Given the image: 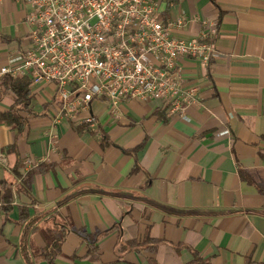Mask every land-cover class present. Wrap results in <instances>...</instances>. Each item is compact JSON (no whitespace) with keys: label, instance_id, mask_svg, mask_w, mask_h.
Segmentation results:
<instances>
[{"label":"crops","instance_id":"obj_1","mask_svg":"<svg viewBox=\"0 0 264 264\" xmlns=\"http://www.w3.org/2000/svg\"><path fill=\"white\" fill-rule=\"evenodd\" d=\"M28 11L0 0V66L29 48ZM159 15L182 17L169 30L182 39L216 23L208 66L178 64L199 104L168 117L162 100L114 114L94 99V126L55 124L54 85L30 82L26 125L0 120V264H49L41 249L60 223L55 264L264 263V0H161ZM22 207L36 218L27 231Z\"/></svg>","mask_w":264,"mask_h":264},{"label":"built area","instance_id":"obj_2","mask_svg":"<svg viewBox=\"0 0 264 264\" xmlns=\"http://www.w3.org/2000/svg\"><path fill=\"white\" fill-rule=\"evenodd\" d=\"M16 1L29 6L30 46L18 62L0 66V78L28 75L32 85L52 83L53 123L66 118L94 126V99L107 100L114 114L124 100H162L168 117L199 104V87L183 83L178 64L188 57L208 66L214 21H203L197 36L182 39L169 31L183 24L182 17L163 23L161 0Z\"/></svg>","mask_w":264,"mask_h":264},{"label":"trees","instance_id":"obj_3","mask_svg":"<svg viewBox=\"0 0 264 264\" xmlns=\"http://www.w3.org/2000/svg\"><path fill=\"white\" fill-rule=\"evenodd\" d=\"M30 82L31 78L28 75H4L0 78V102L4 103L7 108L6 110L0 112V120L5 122L7 125L21 130L27 123V116L24 114H29L31 112V95H30ZM30 175L23 176L24 184L29 181ZM8 209V206H5ZM33 218V217H32ZM29 218L27 210L22 207L19 213L20 222H24V230L27 231L32 228L35 223L36 218ZM66 227L64 224L60 223L58 228L52 230L50 242L41 249V253L44 255L45 259H48L49 264H55L53 258L60 254V246L64 237ZM97 238H93L90 241L89 248L95 250L96 245L94 242ZM91 240V238H90ZM146 247H152L155 245H150L154 243L151 238L145 239ZM174 251H178L179 245H169ZM193 253H196L192 250ZM192 264H204L200 261L199 257L195 254V258ZM246 264H264L256 263L248 260Z\"/></svg>","mask_w":264,"mask_h":264}]
</instances>
